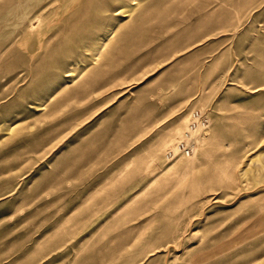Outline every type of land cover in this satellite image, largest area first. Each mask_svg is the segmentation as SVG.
Wrapping results in <instances>:
<instances>
[{
  "label": "rangeland",
  "instance_id": "374dc122",
  "mask_svg": "<svg viewBox=\"0 0 264 264\" xmlns=\"http://www.w3.org/2000/svg\"><path fill=\"white\" fill-rule=\"evenodd\" d=\"M0 264H264V0H0Z\"/></svg>",
  "mask_w": 264,
  "mask_h": 264
},
{
  "label": "built area",
  "instance_id": "2783aa9c",
  "mask_svg": "<svg viewBox=\"0 0 264 264\" xmlns=\"http://www.w3.org/2000/svg\"><path fill=\"white\" fill-rule=\"evenodd\" d=\"M207 126V115L200 110H193L188 117V131L185 134V138L177 141L166 150L165 156L167 160H172L179 156H190L192 154V148L190 141L187 139L190 136L189 133Z\"/></svg>",
  "mask_w": 264,
  "mask_h": 264
},
{
  "label": "bare ground",
  "instance_id": "6f19581e",
  "mask_svg": "<svg viewBox=\"0 0 264 264\" xmlns=\"http://www.w3.org/2000/svg\"><path fill=\"white\" fill-rule=\"evenodd\" d=\"M137 5V4H136ZM132 11H133V8H130L129 10H125V11H123L122 13L123 14H125V13H127V15L128 16H130V14L132 13ZM141 18V17H140ZM135 25H136V22L134 23ZM189 117V116H188ZM188 117H186L185 118V126H184V130H180V129H177L176 130V137H178L180 140L181 139H183V138H185V134H186V132L188 131ZM208 127V126H207ZM207 127H205V128H199V129H196L195 131H191L189 134H190V136L187 138L189 141H191V137H193V139L195 138V137H198L197 138V144L198 145H200L201 144V142H200V140H199V138H200V136H201V134H202V132H204V131H206V128ZM177 138H173L172 140H171V142H170V144H166L168 147L176 140ZM179 141V140H178ZM169 143V142H168ZM191 143V142H190ZM166 146V147H167ZM190 146H191V148H192V151H193V149L195 148L194 146H192L191 144H190ZM191 156V155H190ZM190 156H184V157H190ZM179 169H181V167L179 166H177V167H173V166H171V167H168L163 173H169V172H172V171H174V170H179Z\"/></svg>",
  "mask_w": 264,
  "mask_h": 264
},
{
  "label": "snow or ice",
  "instance_id": "6c2138e0",
  "mask_svg": "<svg viewBox=\"0 0 264 264\" xmlns=\"http://www.w3.org/2000/svg\"><path fill=\"white\" fill-rule=\"evenodd\" d=\"M121 7H122V5H121Z\"/></svg>",
  "mask_w": 264,
  "mask_h": 264
}]
</instances>
